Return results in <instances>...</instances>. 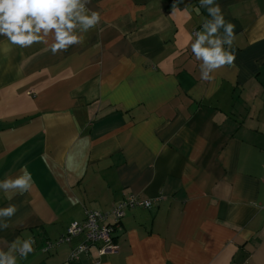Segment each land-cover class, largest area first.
<instances>
[{
	"label": "crops",
	"instance_id": "crops-1",
	"mask_svg": "<svg viewBox=\"0 0 264 264\" xmlns=\"http://www.w3.org/2000/svg\"><path fill=\"white\" fill-rule=\"evenodd\" d=\"M216 2L235 59L210 80L190 47L199 0H90L100 23L55 54L0 36V181L24 165L34 181L0 190L19 207L0 248L35 240L17 264H264V0ZM129 193L151 207L125 211L115 252L69 262L82 236L41 251Z\"/></svg>",
	"mask_w": 264,
	"mask_h": 264
},
{
	"label": "clouds",
	"instance_id": "clouds-1",
	"mask_svg": "<svg viewBox=\"0 0 264 264\" xmlns=\"http://www.w3.org/2000/svg\"><path fill=\"white\" fill-rule=\"evenodd\" d=\"M89 3L90 0H0V36L7 38L8 45L20 48L37 43L48 45L51 40L53 54L66 51L70 46L82 44V33L100 23V13L87 8ZM199 6L194 9L197 15L202 7L210 18H204L202 30L193 33L195 39L190 47L193 56L201 62L202 79L210 80L212 73L234 62L235 25L225 19L216 0H199ZM189 7L186 5L183 11L189 13ZM179 10L177 4H173V12ZM3 51L8 53L11 48L6 45ZM33 183L32 174L24 165L20 175L0 181V190L11 201L17 194L23 196L30 192ZM18 210L16 204L0 208V229L12 226L10 221ZM34 244L31 237L24 240L17 237L7 246V251L0 248V264H17L18 257L26 259L34 251Z\"/></svg>",
	"mask_w": 264,
	"mask_h": 264
},
{
	"label": "built area",
	"instance_id": "built-area-1",
	"mask_svg": "<svg viewBox=\"0 0 264 264\" xmlns=\"http://www.w3.org/2000/svg\"><path fill=\"white\" fill-rule=\"evenodd\" d=\"M195 33V31H193ZM264 179V173H262ZM151 200L129 193L116 202L108 211L86 210L85 217L81 221L71 222L61 234L53 241H46L41 247L42 252H47L52 247L71 241L74 237L82 236V240L73 246L67 260L76 263L80 257L86 255L90 247L100 243L99 255L116 251L115 231L119 228L121 219L128 209L150 208ZM242 264H250L247 261Z\"/></svg>",
	"mask_w": 264,
	"mask_h": 264
}]
</instances>
